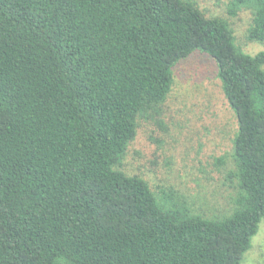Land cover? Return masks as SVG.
<instances>
[{"label":"trees","instance_id":"1","mask_svg":"<svg viewBox=\"0 0 264 264\" xmlns=\"http://www.w3.org/2000/svg\"><path fill=\"white\" fill-rule=\"evenodd\" d=\"M200 1L0 0V264L242 263L264 220V51ZM231 2L264 45V0ZM197 53L237 118L238 194L212 218L125 170Z\"/></svg>","mask_w":264,"mask_h":264},{"label":"rangeland","instance_id":"2","mask_svg":"<svg viewBox=\"0 0 264 264\" xmlns=\"http://www.w3.org/2000/svg\"><path fill=\"white\" fill-rule=\"evenodd\" d=\"M231 1L201 0L200 8L207 16L227 19L245 52L264 51L263 44L248 39L252 10L242 8L231 16ZM217 70L216 62L203 53L179 64L161 124L142 122L125 160V170L146 178L157 193L182 195L209 218L230 210L238 194L232 159L237 118ZM243 259L241 264H264V220Z\"/></svg>","mask_w":264,"mask_h":264}]
</instances>
